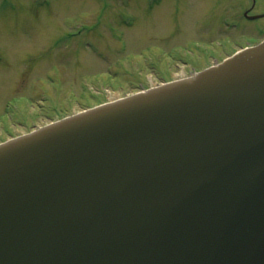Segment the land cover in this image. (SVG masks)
I'll return each mask as SVG.
<instances>
[{"label": "water", "instance_id": "1", "mask_svg": "<svg viewBox=\"0 0 264 264\" xmlns=\"http://www.w3.org/2000/svg\"><path fill=\"white\" fill-rule=\"evenodd\" d=\"M0 264H264V42L0 145Z\"/></svg>", "mask_w": 264, "mask_h": 264}, {"label": "rangeland", "instance_id": "2", "mask_svg": "<svg viewBox=\"0 0 264 264\" xmlns=\"http://www.w3.org/2000/svg\"><path fill=\"white\" fill-rule=\"evenodd\" d=\"M43 1L0 0V144L264 40V0Z\"/></svg>", "mask_w": 264, "mask_h": 264}, {"label": "trees", "instance_id": "3", "mask_svg": "<svg viewBox=\"0 0 264 264\" xmlns=\"http://www.w3.org/2000/svg\"><path fill=\"white\" fill-rule=\"evenodd\" d=\"M49 1H50V0H44L43 3H41V4H36L35 6H37V7L48 6V5H49Z\"/></svg>", "mask_w": 264, "mask_h": 264}, {"label": "flooded vegetation", "instance_id": "4", "mask_svg": "<svg viewBox=\"0 0 264 264\" xmlns=\"http://www.w3.org/2000/svg\"><path fill=\"white\" fill-rule=\"evenodd\" d=\"M247 13V12H246ZM246 13H245V15H246ZM244 15V16H245ZM250 17V16H249ZM246 18V17H245ZM247 19V18H246ZM260 30H264V29H260ZM263 32V31H262ZM255 45H257V44H253V45H248L246 48H248V47H253V46H255ZM245 49V48H244ZM218 63V62H217ZM215 64V63H214ZM196 73L197 72H199V71H195ZM35 129H37V127H35L33 130H35Z\"/></svg>", "mask_w": 264, "mask_h": 264}]
</instances>
